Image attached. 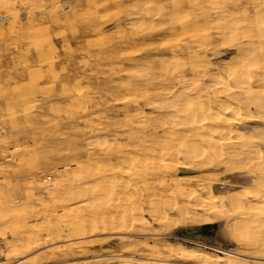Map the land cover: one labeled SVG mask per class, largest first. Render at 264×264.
<instances>
[{
	"label": "bare ground",
	"instance_id": "bare-ground-1",
	"mask_svg": "<svg viewBox=\"0 0 264 264\" xmlns=\"http://www.w3.org/2000/svg\"><path fill=\"white\" fill-rule=\"evenodd\" d=\"M68 1L0 0V46L20 9L58 13L77 58L54 82L69 146L42 169L68 181L66 218L33 209L22 234L2 211L6 264H264V0ZM46 100L20 93L23 122L0 141L12 164L38 153L57 115Z\"/></svg>",
	"mask_w": 264,
	"mask_h": 264
},
{
	"label": "rangeland",
	"instance_id": "rangeland-1",
	"mask_svg": "<svg viewBox=\"0 0 264 264\" xmlns=\"http://www.w3.org/2000/svg\"><path fill=\"white\" fill-rule=\"evenodd\" d=\"M66 1L68 3L63 5L64 11L68 10L69 7V1ZM59 10L61 9L59 8ZM16 15L11 19H6V23L2 25L5 27L9 38L0 46V141L5 138L6 132L18 127L23 122L24 118L17 114L15 107L17 99L20 98V93L26 92L30 87L39 88L43 99H47L43 105L50 106L57 112V115L52 114L48 119V121L51 119L48 123L49 129L42 135L38 153L25 155L24 158H26L21 164L20 162L12 164L4 157V152L0 149V164L15 172L0 178V213L6 211L11 217L17 218L15 223L11 224L12 227L22 234H27L26 227L22 226V223H18V218L24 213L27 214L28 211L31 212L36 209L40 215L49 216L48 219H50V215H53V219L59 220V223H63L62 219L66 218L64 209H61L62 202L60 199L68 192L66 188L68 181L64 177H53L52 175L45 178L42 169L50 163L51 157L56 156L61 151L65 152V148L69 146L67 125L60 128L59 119L61 116L58 112V109L62 110L61 108L66 107L67 103L58 101L54 95L58 91L54 82L59 79L68 81L67 69H75L77 58L74 40L72 39L70 45L62 42L61 37L66 26V19L63 23L62 20H57V16L60 14H52L55 15L53 18L55 22L51 21L52 18L49 15H44V17L33 21L26 17L27 10L25 8L20 9V14ZM63 16L65 17V14ZM114 26L115 21H112L106 29L111 31ZM40 32L47 33L49 37L37 34L30 40V34ZM67 32L71 37L70 30ZM52 39L55 42L54 45H50L46 41ZM13 47L15 48L12 50ZM14 51L17 52L19 64L6 67L2 61L7 56L10 58ZM60 51L63 52V61L59 57V54H62ZM11 57H15V55H11ZM63 119L67 123L66 112L63 113ZM32 145L33 143H30L27 149L32 148ZM6 152H13V149L6 148ZM53 169L51 170L53 171ZM21 195L27 199L26 207H21L18 200H13ZM34 195L37 198H33ZM13 201L15 202L13 203ZM23 209L26 210L23 211ZM60 216H63L61 221ZM24 218L32 220L34 217L24 216ZM31 224V222L28 223V225ZM50 224L58 225L54 220ZM2 227L0 220V228ZM6 231L8 241H11L12 231L8 229ZM216 240L224 246H237V243L226 242L220 237ZM112 246L120 249L123 244L116 240ZM0 252V264H6L9 247L1 231Z\"/></svg>",
	"mask_w": 264,
	"mask_h": 264
},
{
	"label": "water",
	"instance_id": "water-1",
	"mask_svg": "<svg viewBox=\"0 0 264 264\" xmlns=\"http://www.w3.org/2000/svg\"><path fill=\"white\" fill-rule=\"evenodd\" d=\"M262 147H264V141H263V143H262Z\"/></svg>",
	"mask_w": 264,
	"mask_h": 264
},
{
	"label": "built area",
	"instance_id": "built-area-1",
	"mask_svg": "<svg viewBox=\"0 0 264 264\" xmlns=\"http://www.w3.org/2000/svg\"><path fill=\"white\" fill-rule=\"evenodd\" d=\"M1 253V252H0Z\"/></svg>",
	"mask_w": 264,
	"mask_h": 264
}]
</instances>
